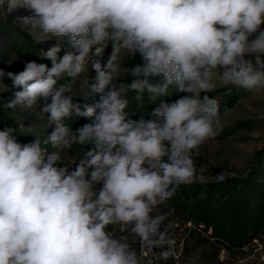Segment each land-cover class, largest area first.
<instances>
[{
  "label": "clouds",
  "instance_id": "obj_1",
  "mask_svg": "<svg viewBox=\"0 0 264 264\" xmlns=\"http://www.w3.org/2000/svg\"><path fill=\"white\" fill-rule=\"evenodd\" d=\"M19 9L29 13L15 17L22 26L67 44L43 51L51 67L0 68L15 89L5 107L44 100L52 127L28 143L14 127L0 130V264H146L145 249L169 258L175 241L153 212L179 186L205 179L192 157L221 129L220 103L208 95L214 81L264 89V0H0V10ZM136 54L142 64L127 70L132 82L116 83L125 57ZM86 65L95 74L83 82L99 98L82 105L69 93ZM65 76L70 82L57 87ZM172 88L187 95L162 99L150 119L131 118L126 91L140 103ZM72 117L91 122L73 131L65 123ZM74 145L82 155L69 168L60 153ZM114 226L130 227L140 254Z\"/></svg>",
  "mask_w": 264,
  "mask_h": 264
},
{
  "label": "trees",
  "instance_id": "obj_2",
  "mask_svg": "<svg viewBox=\"0 0 264 264\" xmlns=\"http://www.w3.org/2000/svg\"><path fill=\"white\" fill-rule=\"evenodd\" d=\"M25 40L30 41L27 37ZM35 52L38 53L37 49L32 50V56ZM37 63L41 62L37 61ZM137 64H142L140 55L129 56L126 70L116 83H131L134 77L130 73L127 74V70ZM160 79V77L150 78L153 83L159 82ZM60 84H63L62 80L58 81L57 87ZM242 91L243 88L232 86L228 92L217 98L220 112L237 101ZM170 93H172L170 96L157 98L155 101H151L149 95L145 93L142 102L138 103L132 99L135 93L126 91L125 96L130 101L127 111L133 119H138L141 115L150 119L152 117L147 114L151 113L162 99L171 103L180 96L187 95L176 92L174 88L170 89ZM73 99L74 102L81 103L80 100ZM47 102H50V98ZM90 122L76 117L65 121L73 131ZM7 126L17 129L18 142L28 143L37 137L43 140L39 136L21 131L18 121L5 114L0 107V130ZM246 126V121H240L233 129ZM41 146L54 151L50 146L43 144ZM89 147L91 146H83V150L86 151ZM64 153L67 157L63 156ZM60 155V162L72 168L82 155V146L74 145L71 149H65ZM64 159H72L75 164L70 166L63 161ZM224 177L223 182L214 179L181 185L171 199L154 210L153 215L166 217L161 227L162 229L167 227V234L175 243L171 248L172 254L167 259L160 257V249L143 250L146 264H193L191 261L195 264L197 260L202 264H211L218 259L223 250L230 252L243 250L258 242L264 244V148L256 152L255 163L244 176ZM110 231H113L117 237H127L129 245L138 254L141 253L139 240L131 233L130 227L122 231L120 226H114Z\"/></svg>",
  "mask_w": 264,
  "mask_h": 264
},
{
  "label": "rangeland",
  "instance_id": "obj_3",
  "mask_svg": "<svg viewBox=\"0 0 264 264\" xmlns=\"http://www.w3.org/2000/svg\"><path fill=\"white\" fill-rule=\"evenodd\" d=\"M29 13L19 9L14 13L0 10V68L5 72L19 73L25 67V61H40L51 67V61L42 59L43 51L54 44L64 47L67 37L57 38L51 35L45 36L40 30H32L25 27L15 19L16 16H25ZM30 41H26L25 38ZM37 49L38 53H33ZM109 49H106L105 59ZM59 55H63V48ZM129 57H125L120 76L126 70ZM90 66H85V72L81 77L71 81L72 90L69 93L81 103L91 104L98 100V96L91 94L88 85L83 81L94 76ZM69 77L62 78L63 84L70 82ZM11 80L7 77L0 78V107L5 114L13 117L19 123L21 131L29 133L28 127L33 128V134L45 138L52 127L48 123L47 114L41 111L44 101H38L31 109L17 107L15 110L5 107L12 98L15 89H8ZM215 89L210 96L216 99L230 90L232 85H225L219 79L214 81ZM203 94V93H202ZM246 121L244 128H235L237 122ZM23 126V127H21ZM264 148V89L249 92L243 89L241 97L221 113V129L219 135L200 146L198 153L193 154V161L197 168V175H203L204 181H212L217 175L244 176L248 169L255 163V154ZM64 157L67 155L64 153ZM70 166L74 160L64 159ZM203 172L200 173V169ZM203 181V182H204ZM194 264V261H191ZM195 264H202L199 260ZM211 264H264V244L259 243L243 250L221 251L218 259Z\"/></svg>",
  "mask_w": 264,
  "mask_h": 264
}]
</instances>
